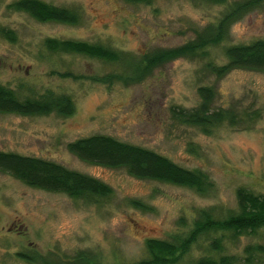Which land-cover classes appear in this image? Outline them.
Returning <instances> with one entry per match:
<instances>
[{
	"label": "rangeland",
	"instance_id": "374dc122",
	"mask_svg": "<svg viewBox=\"0 0 264 264\" xmlns=\"http://www.w3.org/2000/svg\"><path fill=\"white\" fill-rule=\"evenodd\" d=\"M12 1L0 0V25L17 33L14 42L0 36V83L23 94L65 93L76 108L67 117L0 113V150L42 157L95 176L112 185L114 194L87 202L28 186L0 170V264H33L18 255L29 250L56 259L89 250L105 264L132 263L148 255V238L178 235L200 210L213 208L222 215L236 209L239 187L264 194V72L237 68L218 78L204 70L208 60L226 61V46L264 38V4L236 20L228 37L209 48L208 57H178L139 82L108 84L96 78L117 64L51 52L46 38L103 43L141 58L194 39L195 28L218 22L228 5L200 0H45L79 11V23L63 24L39 22L10 10ZM66 72L77 78L63 76ZM202 85L216 90L214 107H230L250 123L225 124L211 134L179 124L171 108L196 107ZM94 134L146 146L185 167L202 169L215 187L202 195L188 187L141 180L125 168L83 161L68 149L70 142ZM132 199L152 210L133 207ZM198 254L194 250L193 255Z\"/></svg>",
	"mask_w": 264,
	"mask_h": 264
},
{
	"label": "trees",
	"instance_id": "16d2710c",
	"mask_svg": "<svg viewBox=\"0 0 264 264\" xmlns=\"http://www.w3.org/2000/svg\"><path fill=\"white\" fill-rule=\"evenodd\" d=\"M125 1L152 4L154 0ZM200 1L228 6L218 22L201 29L195 28L194 39L178 47L152 51L141 58L103 43L84 40L49 37L45 40V46L51 52L79 54L117 64L118 67L96 79L108 84L116 81L130 84L141 81L157 66L175 58L208 57L209 48L219 45L228 37L236 20L264 4V0ZM7 8L27 13L39 22L77 24L81 20L77 9L45 0H13ZM0 36L12 42L17 39L15 30L1 25ZM224 56L226 61L223 63L208 60L204 70L218 78L237 68L264 72V38L228 45L224 48ZM62 75L77 78L70 72ZM198 93L200 102L196 107L171 108V114L179 124L194 126L211 134L225 124L236 126L250 123L246 118H239L230 107H214V87L202 85ZM75 108V101L68 94L53 90L43 94H35L31 90L23 94L0 83V113H55L67 117L75 112ZM68 149L83 161L108 168H125L131 176L141 180L188 187L202 195L209 194L215 187L210 175L202 169L185 167L152 148L110 135L94 134L78 138L68 144ZM0 170L10 173L28 186L66 193L87 202H97L100 198H110L114 194V187L109 183L38 156L0 150ZM236 196V209L221 215L213 208H204L195 216L191 226L178 235L168 239L148 238V255L128 264H264V194L239 187ZM129 201L133 207L144 212L152 210L140 199ZM244 239L248 241L243 242ZM196 249L200 254L193 255ZM18 255L33 264H105L95 252L89 250H79L65 258L60 256L59 259L31 250Z\"/></svg>",
	"mask_w": 264,
	"mask_h": 264
}]
</instances>
